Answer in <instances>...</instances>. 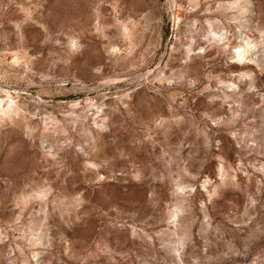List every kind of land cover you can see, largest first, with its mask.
<instances>
[{
  "label": "rangeland",
  "instance_id": "1",
  "mask_svg": "<svg viewBox=\"0 0 264 264\" xmlns=\"http://www.w3.org/2000/svg\"><path fill=\"white\" fill-rule=\"evenodd\" d=\"M0 264H264V0H0Z\"/></svg>",
  "mask_w": 264,
  "mask_h": 264
}]
</instances>
